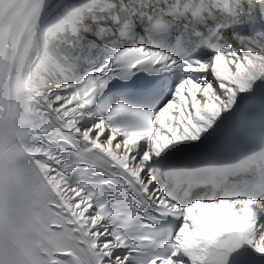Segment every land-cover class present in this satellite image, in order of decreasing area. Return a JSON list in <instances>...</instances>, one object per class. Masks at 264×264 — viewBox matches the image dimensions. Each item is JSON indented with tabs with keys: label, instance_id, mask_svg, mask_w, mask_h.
Segmentation results:
<instances>
[{
	"label": "snow or ice",
	"instance_id": "6c2138e0",
	"mask_svg": "<svg viewBox=\"0 0 264 264\" xmlns=\"http://www.w3.org/2000/svg\"><path fill=\"white\" fill-rule=\"evenodd\" d=\"M0 264H264V0H0Z\"/></svg>",
	"mask_w": 264,
	"mask_h": 264
}]
</instances>
